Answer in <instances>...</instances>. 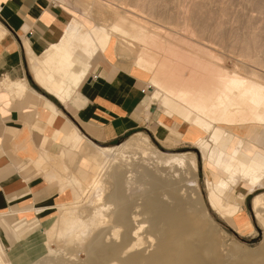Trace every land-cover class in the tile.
Segmentation results:
<instances>
[{"label": "bare ground", "instance_id": "obj_1", "mask_svg": "<svg viewBox=\"0 0 264 264\" xmlns=\"http://www.w3.org/2000/svg\"><path fill=\"white\" fill-rule=\"evenodd\" d=\"M81 1L93 22L91 26L72 16L60 41L39 57L32 55L25 44L37 81L62 98L70 90L66 83L74 84L97 51L110 58H131L136 72L149 75L150 99L157 104L158 121L167 126L162 118L175 116L167 105L174 102L187 112L185 118L175 120L181 126L190 124L192 133L202 135L196 147L205 167L210 172L215 168L220 186L225 187L220 191L213 181L205 179L208 205L218 216L233 217L237 225L241 224L240 208L224 200L223 195L240 183L245 184L247 193L264 188V62L256 47L234 59L237 62L229 69L210 59L221 61L216 53L211 54L213 50L201 51L205 57L198 52L200 55H195L193 50L179 51L171 43L164 45L152 27L155 22L149 23L151 0ZM55 74L64 79L53 84ZM78 140L75 138V145ZM90 144H78L81 155L76 156L79 159L74 160L73 169L60 165L67 170V175L62 174L67 180L60 192L72 188L73 195L70 208L65 207L67 217L77 228L84 226L80 220L83 213L85 227L91 233L96 231L86 249L88 264H218L210 258L217 253V243L211 240V229L205 230L216 224L207 214L196 183L194 154H165L142 133L115 147ZM134 168L154 182L150 193L140 198L127 196L125 191L127 183L137 182ZM163 168L168 171L164 173ZM80 200L89 201V206L77 209ZM56 206L64 209L62 204ZM251 208L263 227L264 192L252 198ZM25 226L21 222L15 228ZM0 264H4L2 257Z\"/></svg>", "mask_w": 264, "mask_h": 264}, {"label": "crops", "instance_id": "obj_2", "mask_svg": "<svg viewBox=\"0 0 264 264\" xmlns=\"http://www.w3.org/2000/svg\"><path fill=\"white\" fill-rule=\"evenodd\" d=\"M71 16L53 0H0V225L11 236L22 235L23 228L15 227L28 225L25 215L48 212L64 198L39 170L41 152L61 153L58 137L74 148L83 137L94 144L110 143L144 128L157 141H165L175 132L167 123L172 119L162 118L170 128L157 121L152 90L148 96L142 92L148 76L117 56L97 51L74 84L66 83L70 90L62 98L37 81L25 44L32 55L42 56L60 41ZM61 79L55 74L52 83ZM151 103L156 106L153 113ZM167 105L176 117L185 118L180 105ZM190 129L189 124L184 132L200 139L202 135ZM4 254L0 242L2 258Z\"/></svg>", "mask_w": 264, "mask_h": 264}, {"label": "rangeland", "instance_id": "obj_3", "mask_svg": "<svg viewBox=\"0 0 264 264\" xmlns=\"http://www.w3.org/2000/svg\"><path fill=\"white\" fill-rule=\"evenodd\" d=\"M53 1L64 6L69 12H71L72 16L79 17V19L83 20L86 25L91 26L93 24L89 15L86 14L88 11L82 6L84 3H82L81 0ZM166 1L151 0V8H149L150 10L147 12V14L150 13V15H152L149 17L151 18V21L149 22L150 25H152V22H155L152 27L154 31L162 37L161 40L164 45L171 43L172 46L179 51L184 49L183 51L191 52L193 50L192 52H198L200 54H202L201 51L203 52L204 49H209L210 51L213 50L214 53L211 54L215 56L216 53V55L221 58V61H223L221 62L214 57L210 59L221 65H226L229 69H231L232 65L237 62L234 59L244 56L246 52L253 51L256 47L255 49L258 50L260 59L264 62V0ZM179 6H181V8ZM219 20H224V22H220L219 24ZM186 21L187 23L189 22V26L186 24ZM248 23L250 25H248ZM165 38L167 39V42H165ZM248 38L250 40H248ZM171 41L174 42L172 43ZM176 43L177 45H175ZM188 48L191 50L187 51ZM197 49L198 51H196ZM203 55L204 54L201 56ZM121 60H123L128 66H132L131 58L128 59V57H126L121 58ZM144 80L148 86V79ZM150 91L151 89L148 88L147 96ZM165 118L172 119L173 121H167V123L170 124V126L175 127V132H172L171 136L166 140L164 139L165 141H157L150 133L145 131L144 128H140L137 131L138 133L146 135L151 145L165 154L192 153L195 155L197 162L195 173L196 183L205 204L207 214L216 224V227H213L214 229L205 227V230L211 229L209 231L211 240L217 243L216 245L218 248L216 251L217 253L213 254L210 258L213 261H217L218 264L221 262L222 264H264V226L262 227L260 223L257 222L251 208L252 198L256 194L263 193L264 188H257L253 193H247V187L245 184L240 183V185L234 186L224 193V200L231 201L240 208L239 214L243 216L241 224L237 225V221L233 217L218 216V214H216L207 203L205 179L209 178L213 181L220 191H224L223 188L225 187H221L218 182V176L220 175L219 172L213 168L211 173L210 169L204 165L201 153L196 147L202 138L200 137V139L193 140L191 135L184 132L188 125L181 126V124L175 120L176 116L173 118L165 116ZM136 133L137 132H132L110 143L95 145L99 147L119 146L126 139ZM58 140H60L63 145V148L58 147V149L61 150V153L57 154V151L55 153L45 152L42 156L43 152H41V155H39L44 159L42 161L39 160V170L45 173L44 175L48 180L55 182L58 185V191H60L61 184L67 180V178H65L67 170L63 171L60 167L65 165L68 167V170L73 169L74 167L72 166H75V161L77 158L79 159L81 155V146L79 145L73 148L71 145L65 144L62 139H59V137ZM83 140L84 143H88L89 145L92 143L84 137ZM76 156L79 157L76 158ZM58 163L60 164L58 165ZM56 165L58 167H56ZM106 166V169L108 168L109 170V165ZM134 169L137 172L134 171L133 178L135 177L137 182L135 181L136 183H133V181L131 182L132 184L127 183L125 191L127 196L140 198L143 193H148L152 190V184H154V182L152 183V179L150 181V178L144 176L143 173L140 172V169ZM163 169H165L164 173L168 171V168ZM60 170H62V173H59ZM54 171L55 176L52 178L51 174L54 173ZM65 172L66 175H62L65 174ZM232 176L239 179L237 174L232 173ZM57 177H59V181ZM59 193L64 195L63 200L58 199L55 206L48 212L41 213L40 215L29 213L24 216L25 219L28 220V225L22 229L23 232L22 235L20 234L21 236H11L0 225V242L6 251V254H4L2 258L4 264H88L90 258H88L89 254L86 249L88 242L91 241L94 235L93 233L96 231L91 233L90 228L85 227L84 220L86 221V219L83 216V213L80 216V220L82 219L81 221H83L82 224H84V226L81 225L77 228L76 226L74 227L72 219L67 217L68 212L65 211L70 206L69 204L71 200H73L72 188H66ZM94 195L95 194L91 195L90 198H94ZM241 195H244V197ZM83 201L85 200H80V203L78 202L75 207L78 206L77 209H80L87 205L89 206V201L88 203L85 201L84 204ZM100 202L102 203L103 200H100L99 203ZM81 203L83 206H81ZM59 204H62L64 209H61L63 207L56 206ZM110 208L109 211H112L113 209L110 210ZM60 209L64 210V212ZM65 212H67V215ZM19 220H21V217ZM238 226L240 227L237 229ZM72 227H74L73 230ZM81 227L83 228L81 229ZM55 228L56 231L54 230ZM58 230H62L61 233ZM44 231H46L47 234H44ZM77 231L79 234H77ZM249 241L254 242L250 243Z\"/></svg>", "mask_w": 264, "mask_h": 264}, {"label": "water", "instance_id": "obj_4", "mask_svg": "<svg viewBox=\"0 0 264 264\" xmlns=\"http://www.w3.org/2000/svg\"><path fill=\"white\" fill-rule=\"evenodd\" d=\"M155 105H152L151 107H150V112H154L155 111ZM95 144H97V143H95ZM250 243H252V242H254V241H249Z\"/></svg>", "mask_w": 264, "mask_h": 264}, {"label": "built area", "instance_id": "obj_5", "mask_svg": "<svg viewBox=\"0 0 264 264\" xmlns=\"http://www.w3.org/2000/svg\"><path fill=\"white\" fill-rule=\"evenodd\" d=\"M142 92L144 95L147 94V92H148V86L147 85L142 89Z\"/></svg>", "mask_w": 264, "mask_h": 264}]
</instances>
